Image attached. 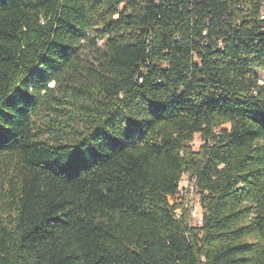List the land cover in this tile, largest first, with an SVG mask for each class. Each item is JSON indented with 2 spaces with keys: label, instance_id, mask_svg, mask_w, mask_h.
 Segmentation results:
<instances>
[{
  "label": "trees",
  "instance_id": "obj_1",
  "mask_svg": "<svg viewBox=\"0 0 264 264\" xmlns=\"http://www.w3.org/2000/svg\"><path fill=\"white\" fill-rule=\"evenodd\" d=\"M262 17L0 0V264H264ZM184 177L201 226L170 202Z\"/></svg>",
  "mask_w": 264,
  "mask_h": 264
},
{
  "label": "built area",
  "instance_id": "obj_2",
  "mask_svg": "<svg viewBox=\"0 0 264 264\" xmlns=\"http://www.w3.org/2000/svg\"><path fill=\"white\" fill-rule=\"evenodd\" d=\"M264 17H262L263 19ZM216 134H219L218 131L215 132ZM186 178V177H184ZM183 178V179H184ZM185 181V180H183ZM183 181L181 182V184L183 183ZM187 185H184L182 186L180 184V189H179V193L178 195L176 196V198L174 200H170L171 204L175 203L176 201L180 200L181 197L183 196H188L190 195L191 198H189L186 202H185V207L188 208L190 210V219L191 220H195L197 219L199 221V224L197 225H193V226H201L202 225V221H203V214H204V211H203V208L200 204V200H199V197L197 196V199H198V203L195 205L193 202H192V198L194 195H197L196 194V190H195V187L192 183H190L189 181H187ZM175 215L177 218H180L181 217V210H176L175 211Z\"/></svg>",
  "mask_w": 264,
  "mask_h": 264
},
{
  "label": "rangeland",
  "instance_id": "obj_3",
  "mask_svg": "<svg viewBox=\"0 0 264 264\" xmlns=\"http://www.w3.org/2000/svg\"><path fill=\"white\" fill-rule=\"evenodd\" d=\"M101 44V43H100ZM85 59H87L90 63H93L94 61H93V56L91 55V53H86L85 54ZM256 74L258 75V77H259V80H260V84L261 85H264V71H258V72H256ZM202 145V142H201V139H200V136H198V135H196L195 136V139H194V142H193V144H192V146H193V149L195 150V151H198V149L200 148V146ZM2 175H0V179H2ZM183 180H185V181H183V183L181 184L182 186H184V185H187V181H188V179L187 178H184ZM192 197V196H191ZM190 197V195H188L187 196V200L189 199V198H191ZM192 202L196 205L199 201H198V199H197V195H194L193 196V198H192ZM191 223H192V225H197V224H199V221L197 220V219H195V220H191Z\"/></svg>",
  "mask_w": 264,
  "mask_h": 264
},
{
  "label": "snow or ice",
  "instance_id": "obj_4",
  "mask_svg": "<svg viewBox=\"0 0 264 264\" xmlns=\"http://www.w3.org/2000/svg\"><path fill=\"white\" fill-rule=\"evenodd\" d=\"M134 133H135V130L130 127L128 134L131 136V135H134ZM78 163H80V161L73 159L69 162V167H73V166L77 165Z\"/></svg>",
  "mask_w": 264,
  "mask_h": 264
}]
</instances>
